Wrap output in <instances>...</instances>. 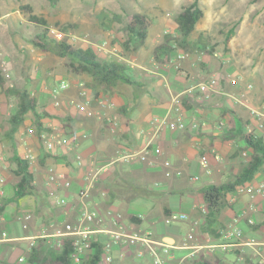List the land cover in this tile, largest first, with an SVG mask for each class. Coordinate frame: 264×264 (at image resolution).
I'll return each instance as SVG.
<instances>
[{
	"label": "crops",
	"instance_id": "crops-1",
	"mask_svg": "<svg viewBox=\"0 0 264 264\" xmlns=\"http://www.w3.org/2000/svg\"><path fill=\"white\" fill-rule=\"evenodd\" d=\"M128 63L136 71V75H129L127 67L125 72L136 83H123V86L117 83L108 90H101L96 98L85 85L87 79L74 74L60 76L62 81L56 96H53L52 90L49 95L40 93L37 107L45 104L44 108L52 114L51 117H42L41 121L46 128H50V132L58 134L63 143L48 151L35 135H27L23 125L14 134V139L17 138L16 151L20 155L24 152L21 139L26 137L27 148L36 156L31 168L34 189L31 194L21 197L18 204L9 203L0 214V231H6L8 236L7 240L0 242V264H30L26 259L29 253L28 238L41 233L46 236L38 238L34 246L37 249V259L44 261L51 258L52 253L60 246V238L52 235L54 227L72 228L83 207L96 209L100 213L108 210L111 213L118 212L121 216L120 223L127 230L134 228L152 233L155 240L169 246L168 253L161 255L163 264H204L205 261H218L220 264H264L262 236L249 231L247 224L241 221L246 214L248 217L255 214L254 207L259 208L251 203L256 202L258 197L251 196L253 194L248 193V190L228 194V202L235 201L234 205L227 204L219 213L214 224V234L204 227L205 205L200 188L208 182L222 183L232 175L234 168L226 160V154L234 155L239 145L237 136L220 134V126L225 122L219 116H214L208 108L210 104L218 107L222 102L221 96H211V101L206 100L198 105L197 101L200 99L195 95L196 90H189L197 82L184 77L170 63L158 62L153 55ZM177 69L179 70L178 67ZM64 82L68 87L61 89L60 85ZM200 82L202 81L198 83ZM82 88L88 93V108L92 109L93 115H87L85 110L70 103V99H83L79 95ZM179 94H187L192 106L183 108L182 101L178 100ZM49 97L52 101H49ZM161 119H165V123L157 128L155 124ZM173 120H180L185 127L178 128ZM193 120L201 121L198 123V130L191 126ZM229 121L234 127L232 119ZM233 131L236 132V129ZM148 141L151 147L161 150L159 155L151 152L145 161H139L136 157L130 160L122 158V155L141 151ZM216 155L220 156L219 160L214 158ZM77 157L81 158L83 166H76ZM235 158L237 160L239 154ZM201 159L208 162L207 169L200 165ZM165 160L169 162L168 166L163 164ZM0 162L7 165L3 170L5 180L1 197H9L13 193L16 177L10 172L14 165H10L1 146ZM97 166L104 170L93 181L89 194L81 198L78 191L86 181L84 175ZM50 170L62 173L70 180V186L54 189L47 182ZM247 184L252 183L246 182L242 187ZM102 191H111V199H106L107 193L104 198ZM57 193L61 195L56 196L55 200L48 198V195ZM57 197H63L65 204L58 203ZM20 212L30 217L21 218ZM166 213L185 214L184 220L189 224V229L184 238L179 233L180 228L173 225L164 226L159 233L152 232L150 226L142 228L146 220L149 225L162 222L168 216ZM240 213L243 216L238 225L243 230V242L238 248H196L206 242V236L213 243L219 242L220 231ZM137 214L142 215L140 222L129 220V215ZM17 219L20 220L19 223ZM110 223L111 220L107 217L106 224L114 227ZM100 237L107 239V235ZM251 238L256 244L246 243ZM14 251L19 253V259L15 263L12 261ZM118 252L123 255L119 256ZM113 253L112 262L101 261L100 264H154L148 253L143 252L138 256L133 245L114 247ZM256 255L263 258V261L255 260Z\"/></svg>",
	"mask_w": 264,
	"mask_h": 264
},
{
	"label": "rangeland",
	"instance_id": "rangeland-1",
	"mask_svg": "<svg viewBox=\"0 0 264 264\" xmlns=\"http://www.w3.org/2000/svg\"><path fill=\"white\" fill-rule=\"evenodd\" d=\"M193 1L56 0L52 4L49 0H0V53L3 56L0 72L4 76L3 86L0 87V146L7 155L8 162L10 163V157L16 151L17 143V138L16 141H10L5 136L11 127L8 117L15 110L16 96L7 92L6 88H26L31 93L33 91L38 101L40 93L49 95L53 86L58 88L62 81L59 79L61 75L72 74L65 67L68 59L31 45L30 41L39 32L40 25L29 20L30 14L47 20L51 36L60 38L65 35L73 45L89 46L100 59L121 60L132 76L136 75V71L128 62L153 55L155 46L163 43L166 35L169 36L170 42L175 45L165 62L170 63L172 60L170 64L173 68L182 72L186 78H192L197 83L203 80L209 82L206 97L199 91L195 92L200 99L197 101L198 105L206 100L211 101V96H221L222 102L218 107L207 105L214 116H219L225 122L220 126L221 135H228L226 128L229 127L230 119L234 123L232 129H236V132L233 131L231 135L238 137L239 145L234 155L226 154V160L230 161L234 171L225 181L232 180L250 155L243 141L245 133L264 137V126L261 129L255 127L264 117L251 114V109L264 111V0H195L201 8L202 16L186 38V43L179 46L174 39L179 38L175 17ZM135 13L144 15L150 21V26L144 43L136 50L130 44L127 50L121 44L127 39L125 26ZM56 22L71 24L72 27L60 32L54 26ZM44 79L46 80L43 81ZM119 84L123 86V83ZM50 98L49 101H52ZM178 100L182 101L185 109L192 106L187 94H179ZM184 100L187 101L186 105ZM223 101L235 106L223 104ZM44 107L45 104L40 105L39 112H45L49 115L47 117H51L52 114ZM33 116L31 112L25 116L24 129L26 126L34 129L31 123ZM242 152H246L244 160H241ZM237 154L239 158L236 160ZM250 182L252 186L247 184L244 188L238 187L237 194L240 192L238 190L242 189L240 193L248 190V193L253 194L251 196L258 197L256 202L251 203L259 208L254 207L255 214L251 217L246 214L241 221L247 224L249 231L262 236L264 240V192H256L254 188L264 182V165ZM59 195L61 194H50L48 198L55 200ZM234 202L229 203L227 200L230 206ZM25 215L24 212L19 214L21 218H25ZM249 218L252 219L251 223L248 222ZM17 222L20 220L17 219ZM166 225L179 227L183 238L189 229L184 218L169 221L164 219L150 225L146 220L142 228L150 226L152 232L159 233ZM254 258L263 261L258 255ZM18 259L19 253L14 251L13 263Z\"/></svg>",
	"mask_w": 264,
	"mask_h": 264
},
{
	"label": "trees",
	"instance_id": "trees-1",
	"mask_svg": "<svg viewBox=\"0 0 264 264\" xmlns=\"http://www.w3.org/2000/svg\"><path fill=\"white\" fill-rule=\"evenodd\" d=\"M49 2L54 4L56 0H49ZM201 16V8L197 5L195 0L177 13L175 21L179 38L174 37V39H176L175 41L179 46H183L186 43V38L195 27V24L200 20ZM28 17L31 22H38L40 25L39 32H37L30 41L31 45L41 51H48L49 53L68 59L67 63H65L66 70L74 75L84 76V78L87 79L85 85L90 89L95 98L99 95L101 90H108L119 82L136 83L125 72V65L121 60L100 59L96 52L89 46L82 47L73 45L68 41L65 35H62L60 38L51 36L49 34L48 22L45 18L30 14ZM54 26L60 32L72 27L71 24H62L60 22H56ZM149 26L150 21L144 15L140 13L132 15L130 22L125 26L127 39L121 44L122 47L128 50L131 44V48L136 50L144 43ZM173 45L175 44L170 42V37L166 35L163 43L155 46L153 58L158 62L164 63L169 59ZM3 83L4 76L0 72V87L3 86ZM6 91L16 96L15 110L13 114L8 117L11 127L10 130L5 133L8 140H14V134L19 127L23 125L25 116L30 112L34 114L31 123L34 126V135L38 140L41 141L40 134L43 131L53 133L50 132V128H46L42 123L41 118L49 115L45 112L43 114L39 112L37 100L33 93L29 92L26 88L7 87ZM183 102L185 104L187 101L184 100ZM232 128V125L229 123V127L226 128V132L228 133L226 136L232 134ZM243 141L245 147L249 149L250 155L249 158L245 159L246 162L243 163L234 178L222 183L208 182L200 188L202 202L206 207V212H204L203 217L204 227L211 234L216 232L214 224L217 222L219 213L227 206L228 194L235 192L236 189L244 185V183L252 181L253 177H255L256 173L260 170L262 165H264V137L246 132ZM10 165H14L10 172L16 177L12 189L13 193L9 197H0V214L9 203L18 204L21 197L31 194L34 189L32 167L18 151L12 153ZM110 192L111 191H108V193L103 192V197L107 193L106 199L110 200ZM165 215L168 214L166 213ZM128 218L130 221L136 222H140L141 220L136 217V215H129ZM93 245L94 248L92 253L88 256L81 257L78 262H75L71 256L74 250L71 237H65L63 239L62 246H59L58 250L52 253L53 256L51 258L39 261L37 259V249L33 246L26 259L30 264H100L102 245L98 241L94 242ZM204 264L220 263L218 261L213 263L205 261Z\"/></svg>",
	"mask_w": 264,
	"mask_h": 264
},
{
	"label": "built area",
	"instance_id": "built-area-1",
	"mask_svg": "<svg viewBox=\"0 0 264 264\" xmlns=\"http://www.w3.org/2000/svg\"><path fill=\"white\" fill-rule=\"evenodd\" d=\"M56 36H59L58 33H56ZM105 43H103L104 45ZM3 56L0 53V67L3 66ZM79 85H82V83H79ZM247 86H250L247 84ZM68 87V84L62 83L60 85L61 89H66ZM59 88V87H58ZM54 88L52 89L53 96H56L59 89ZM190 91L196 90L203 94H207L209 91V82L202 81L197 84H193L190 86ZM79 95L83 97V99H70V103L73 104L76 108H80L86 111L87 115H93L92 109H89L88 106V93L86 89L82 88L79 91ZM58 102L56 101V104ZM251 114H257L259 116L264 117V111H256L254 109H251ZM264 119L261 121H258L255 125L256 128L261 129L264 126ZM175 126L178 128H184L185 125L180 120H173ZM163 123H165V119H161L160 122H156V127L159 128ZM202 124H204V121H202ZM191 126L196 128L198 126V122H194V120L191 123ZM249 129V128H248ZM24 131H26L27 135L34 134V129L32 127H25ZM249 131H251L249 129ZM41 141L43 142L45 149L48 151L53 150L57 145H61L63 143V140L60 138L58 134L53 133H47L46 131H43L40 134ZM23 147H25L24 152L21 154L30 164L32 167L35 164L36 156L33 154L34 152L29 148H27V138L24 137L21 139ZM154 153L155 155H159L161 153V150L156 147H151L150 141H148L143 149L139 152H131L125 155H122V158L125 160H130L132 157L138 158L139 161H145L147 159V155L150 153ZM246 152H242L243 156ZM215 159L219 160L220 156L216 155L214 157ZM76 166H83V162L80 157H77L75 160ZM165 166L169 165V162L167 160L163 163ZM200 165L203 168H208V162L201 159ZM7 168L6 164H2L0 162V197L2 194V185L4 183V175L3 170ZM103 167L97 166L93 167L89 170L88 173H86L84 176V179L86 180L85 183L80 187L78 191V196L81 198L86 197L92 187L93 181H95L98 178L99 173L103 171ZM169 172H166V175H168ZM47 182L53 186L54 189H58L60 186H63L65 188L70 186V180L65 178L62 173L55 172L53 170H50L48 172L47 176ZM156 185V184H155ZM256 192H264V182H260L257 186L254 187ZM242 190V189H241ZM57 202L60 204H65V200L63 197L57 199ZM252 209V208H251ZM203 211L206 212V207H203ZM109 214V215H108ZM242 213L238 214V216H235L232 218V220L227 223L224 228L220 231L221 239L219 242L213 243L211 242V239L209 236H206L205 243H202L200 246L198 245L196 248L199 247H206L209 246V248H217V249H228L233 250L235 248H238L242 244L243 240V230L238 225L239 220L242 218ZM30 215H25V218L28 219ZM107 217L111 220V225L113 223L114 227L109 226L106 224ZM120 214L118 212L111 213L109 210L105 213H100L96 209L89 208V207H83V209L80 211V214L78 216V219L75 223V225L72 228L65 229L60 226L54 227L52 231V235L57 236L60 238V246L63 244V239L65 237H71L72 243H73V253L71 254L72 259L75 262L80 261L81 257L88 256L90 253H92L94 245L93 243L98 241L102 247V253H101V261L105 263H110L113 260L114 253L113 248L119 247L120 245H133L136 247V254L138 256H141L143 252L148 253L151 255V257L154 260V264H163V257L162 254L168 253L169 246L166 245L164 242L160 240H155L149 232H143L136 229H129L127 230L126 226L120 223ZM136 217L141 218L142 215L137 214ZM185 214H170L166 216V221H169L171 219L177 220V219H183L185 218ZM248 222H252V219H248ZM102 235H107V239H103ZM46 235H43V233L39 235H34L29 237V245L28 250L30 251L33 246L36 245V241L38 238H45ZM189 238H192L191 234H188ZM208 237V238H207ZM7 240L8 236L6 231H0V242L3 240ZM247 244H256L254 239L246 240ZM119 256H122V252H118Z\"/></svg>",
	"mask_w": 264,
	"mask_h": 264
}]
</instances>
